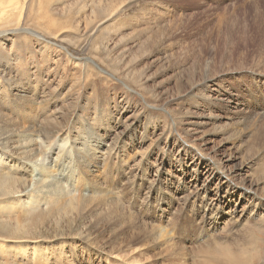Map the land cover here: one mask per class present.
Wrapping results in <instances>:
<instances>
[{"label":"rangeland","instance_id":"obj_1","mask_svg":"<svg viewBox=\"0 0 264 264\" xmlns=\"http://www.w3.org/2000/svg\"><path fill=\"white\" fill-rule=\"evenodd\" d=\"M20 1L0 264H264V0Z\"/></svg>","mask_w":264,"mask_h":264},{"label":"bare ground","instance_id":"obj_2","mask_svg":"<svg viewBox=\"0 0 264 264\" xmlns=\"http://www.w3.org/2000/svg\"><path fill=\"white\" fill-rule=\"evenodd\" d=\"M21 1L20 0H0V24H3L4 22H7V18L11 17L14 13V11H20L21 9V5L22 3H20ZM20 12H18L19 14ZM17 14V13H16ZM15 16V15H14ZM15 18V17H14ZM13 19V18H12ZM11 19V20H12ZM16 21V20H13V22ZM19 21V20H18ZM19 24V23H17ZM10 25V24H8ZM5 26V25H4ZM10 27V26H9ZM0 28H4L2 27V25L0 26ZM6 30V29H5ZM5 31H0V34H3ZM45 131L44 129L42 128V134L44 135ZM42 135V136H43ZM9 138V136H5V139L7 140ZM101 138V137H100ZM102 139V138H101ZM104 140V139H103ZM61 146V145H59ZM72 146L73 144L69 143V149H68V153L69 154H73L72 152ZM74 155V154H73ZM44 163V162H43ZM202 163L198 164L197 168H198V173L199 175H203L205 177V179L209 180V181H213L215 179H217L216 175L212 172L213 169L208 166H202L201 165ZM43 165V164H42ZM194 165V163H193ZM6 168H12L8 165H5ZM195 166V165H194ZM5 168V167H4ZM18 169H21L23 171V173L25 172V169H22V167H17V170ZM217 169V168H216ZM241 173V170L239 169L238 172H236L235 170L234 171H231L230 174L231 176L232 175H235L234 177L237 176V174L239 175ZM264 172V171H263ZM243 173V172H242ZM246 177V176H245ZM0 179L3 180L4 182H0V196L2 198H6L8 197L10 194L11 196H9V198H13V197H19L16 193L17 192H22L23 190L21 189H12V187L17 186L20 187L21 184H22V179L18 178L16 174H5V175H0ZM237 179V178H236ZM259 179V178H257ZM206 180V181H207ZM257 181V184L259 182H264V181ZM241 186H244L242 181H237ZM264 184V183H263ZM236 185V184H235ZM238 186V185H237ZM252 183L248 186V188H252ZM234 187V186H233ZM232 188V187H231ZM227 191V193L221 197V203L224 205H227L229 202L231 203L232 201H230V196L232 195H235V193H239V195L241 196V198L243 199L244 197H248V199H251L252 201L255 200L253 199L254 197L252 195H249L246 193V191H243V189L241 188V190H238L239 187L237 189H231ZM253 189V188H252ZM261 190V192H264V187L262 188H259ZM257 192V191H256ZM257 195V194H256ZM264 196V195H263ZM262 197V196H261ZM219 198V197H218ZM82 199V198H80ZM261 199V198H260ZM225 200H227V204L225 203ZM220 201V200H219ZM72 202V201H71ZM71 202L69 203H65L64 202H57L55 201L53 203V206H59L61 204L64 203V206L66 207H70L72 206L71 205ZM257 202V201H256ZM219 204V203H218ZM230 205H228L229 207ZM256 214V213H255Z\"/></svg>","mask_w":264,"mask_h":264}]
</instances>
